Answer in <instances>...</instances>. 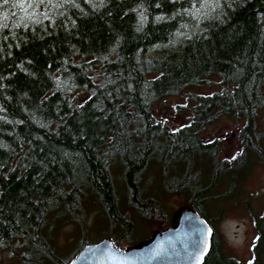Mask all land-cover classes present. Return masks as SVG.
<instances>
[{
	"label": "trees",
	"instance_id": "obj_1",
	"mask_svg": "<svg viewBox=\"0 0 264 264\" xmlns=\"http://www.w3.org/2000/svg\"><path fill=\"white\" fill-rule=\"evenodd\" d=\"M0 20V263L6 250L18 264H67L86 244L65 262L57 232L87 236L93 212L135 243L131 213H165L157 191L212 227L216 201L264 165V0H0ZM211 76L221 89L195 92ZM185 91L188 124L155 119L153 103ZM221 116L243 122L230 162L202 138ZM258 229L255 264L264 215Z\"/></svg>",
	"mask_w": 264,
	"mask_h": 264
},
{
	"label": "rangeland",
	"instance_id": "obj_2",
	"mask_svg": "<svg viewBox=\"0 0 264 264\" xmlns=\"http://www.w3.org/2000/svg\"><path fill=\"white\" fill-rule=\"evenodd\" d=\"M216 5V2H207L197 9L196 13L199 16L210 15L213 13ZM21 7H23V12H25L22 17L30 15L29 12H26L23 4H21ZM177 37L180 38L181 35L178 34ZM164 49L165 51H169L171 47L166 46ZM151 51L155 52V48ZM210 80L212 82L209 85L196 88L195 92L205 94L221 89L219 78L211 76ZM66 89L76 99L87 96L84 92L76 93L73 90ZM191 105L192 101L189 100L188 92L185 91L177 96L161 98L159 101L153 103L152 110L156 120L167 123L175 128L189 123V108ZM242 127V121L221 116L216 122L206 128L202 134V138L205 140L218 139L222 158L230 162L244 150L241 137ZM260 127L264 129V108L261 110ZM117 184L118 191L123 197V187L120 185L119 178H117ZM156 184L157 182L153 180L150 188L147 187V192L149 193V189L155 188ZM240 184L234 188L235 192L231 196L226 199L217 200L213 206L211 215L215 217H213L212 228L216 232V235L214 241L215 253L212 259H215V261L212 260L209 264H255L256 250H260L262 245L259 243L256 246L259 238L258 220L264 215V165L253 164L245 181L240 182ZM142 186L146 187V185ZM227 188L228 185L218 187L214 190L213 194H219ZM155 195L162 202L165 211L164 215L150 216V220H144L132 212L131 217L136 230L131 235V238L132 241H137L128 245V242H122L121 240L124 246L128 247L140 241L149 240L156 231L173 226L181 208L189 207L178 196L163 195L159 191ZM216 208L220 211V214L215 211ZM205 220L207 222V218ZM87 228L88 235L85 237L74 233L78 230L75 225H66L57 232L55 244L65 262L84 244L97 242L105 237L111 239L115 244L120 240L119 236L113 239V236L111 238L108 236L109 222L102 213L93 212L88 219ZM119 230V228L114 229L116 234H119ZM17 245L19 243L15 244V247ZM258 260L259 264H264V252L260 254ZM0 264H18V262L11 253L5 250L2 253Z\"/></svg>",
	"mask_w": 264,
	"mask_h": 264
},
{
	"label": "water",
	"instance_id": "obj_3",
	"mask_svg": "<svg viewBox=\"0 0 264 264\" xmlns=\"http://www.w3.org/2000/svg\"><path fill=\"white\" fill-rule=\"evenodd\" d=\"M212 227L193 209L181 208L174 226L124 249L104 238L86 244L67 264H203Z\"/></svg>",
	"mask_w": 264,
	"mask_h": 264
},
{
	"label": "flooded vegetation",
	"instance_id": "obj_4",
	"mask_svg": "<svg viewBox=\"0 0 264 264\" xmlns=\"http://www.w3.org/2000/svg\"><path fill=\"white\" fill-rule=\"evenodd\" d=\"M213 233H214V230H213ZM152 236H153V235H152ZM213 237H214V234H213L212 237H211V248H210V251H211V249H212V247H213V245H214V243H215V242H214V241H215V238H214V241H213ZM151 238H152V237H151ZM151 238H150V239H151ZM102 239H104V238H102ZM102 239H101V240H102ZM108 239H109V238H108ZM150 239H149V240H150ZM110 240H111V239H110ZM99 241H100V240H99ZM143 241H146V240H143ZM143 241H140L139 243H141V242H143ZM97 242H98V241H97ZM93 243H95V242H93ZM113 243L115 244V242H113ZM139 243H137V244H139ZM88 244H90V243H88ZM119 244H120L124 249H126V248H128V247H131V246H128V247L124 246V245L121 243V240H119V242H118L117 244H115V246H119ZM137 244H135V245H137ZM135 245H132V246H135ZM84 246H85V245H84ZM84 246H83V247H84ZM83 247H82V248H83ZM82 248H81V249H82ZM81 249H80V250H81ZM80 250H79V251H80ZM79 251H78V252H79ZM210 251H209V252H210ZM78 252H77V253H78ZM77 253H76V254H77ZM76 254H75V255H76ZM75 255H74V256H75ZM206 257H207V256H206ZM206 257H205V262H204V264H206ZM72 258H73V257H72ZM72 258H71V259H72ZM71 259H70V260H71ZM70 260H69V261H70Z\"/></svg>",
	"mask_w": 264,
	"mask_h": 264
}]
</instances>
